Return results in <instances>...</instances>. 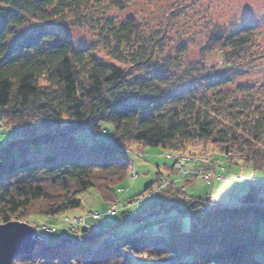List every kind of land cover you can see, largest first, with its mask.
<instances>
[{
  "label": "trees",
  "instance_id": "trees-1",
  "mask_svg": "<svg viewBox=\"0 0 264 264\" xmlns=\"http://www.w3.org/2000/svg\"><path fill=\"white\" fill-rule=\"evenodd\" d=\"M132 2L0 0V114L15 128L0 141L1 222L20 219L41 227L33 215L59 217L79 208V195L91 188L115 204L119 184L131 174L125 157L131 141L222 164L214 156L217 150L229 161L264 172V81L222 87L234 70L264 59L260 32L252 23H211L193 62L196 75H177L181 54L164 53L163 47L182 0L168 5L155 23L135 14H109ZM34 21L35 30L16 43L7 40L14 27ZM51 21L97 32L112 59L89 46L75 47L64 35L44 42L57 35L46 25ZM174 75L179 87L169 82ZM203 80L213 88L197 94L195 85ZM105 122L113 126L112 139L100 137ZM174 163L166 176L170 183L160 187L167 196L153 199L161 202L159 209L179 204L184 192L171 180ZM162 179L158 175L146 188H159ZM186 201L193 216L190 230H183L177 217L156 234L144 227L119 235L113 227L133 218L128 212L107 228L84 225L76 228L77 236L64 235L58 242L45 236L47 241L15 256L13 264H130L132 254L149 264H264L254 255L264 245L258 232L264 219L259 187L252 185L236 204L195 195Z\"/></svg>",
  "mask_w": 264,
  "mask_h": 264
},
{
  "label": "rangeland",
  "instance_id": "rangeland-1",
  "mask_svg": "<svg viewBox=\"0 0 264 264\" xmlns=\"http://www.w3.org/2000/svg\"><path fill=\"white\" fill-rule=\"evenodd\" d=\"M175 0H133L129 7L124 11L111 8L109 14L115 18H123L128 14H135L143 19L155 23L160 20L163 11ZM182 5L174 10L170 17L171 28L167 27L164 39V53L173 55L181 54L182 67L175 68L177 75L188 74L196 75L197 68L193 62L200 57V50L208 30L206 26L213 22L238 24L252 23L260 32V41L264 45V0H197L190 6L185 7L187 0H182ZM184 6V7H182ZM58 21H51L46 25L57 30V35H51L44 38V42L53 43L60 40L61 36L69 37L75 47L89 46L91 50L106 60L112 59L107 50L99 40L98 33L85 27L61 26ZM37 23L30 22L22 26L14 27V32L9 34L7 40L16 43L31 31L35 30ZM184 49L182 53L178 49ZM179 76H172L169 82L174 87H179ZM190 79H184L183 83H189ZM264 81V59L247 67L237 68L225 78L222 83L223 88H232L239 82H249L260 86ZM197 94H206L211 92L213 86H208V81L203 80L201 85H195ZM113 126L104 123V129L100 137L112 139ZM6 134V135H5ZM9 133L3 132L0 135V141ZM169 150L162 145H148L138 141H131L126 147L125 157L130 163L131 174L122 181L117 191V200L115 204L104 199V197L95 189L91 188L79 196L82 198L83 206L62 213L59 217L45 216L41 214L33 215L31 220L41 224L36 227L40 233L52 241L58 242L62 236H77L76 228L82 226H93L107 228L117 222L122 214L128 215L131 212L133 218L126 221H119L113 230L119 235H125L131 232H138L146 227L149 233L156 234L164 225L166 219L179 217L181 228L190 230L193 216L191 210H187V201L192 195L206 197L223 204H236L241 201V195L248 191L252 185L260 188L264 193V172L255 171L252 166H245L243 162H234L227 160L224 153L214 151L223 164L231 165L228 177L213 178L211 182L197 177L192 180H186L180 173H171V180H177L176 186H183L184 192L179 196V204H170L168 208H160L161 202L153 200L157 197L167 196V192L160 188L154 190L146 188L148 182L157 179L158 175L166 178L175 157L168 156ZM244 167H247L244 171ZM233 174L242 175L243 178L232 176ZM136 201L131 204L129 199ZM175 203V202H173ZM97 211L101 215L98 218L92 217V212ZM116 213H115V212ZM125 211V212H124ZM143 217H138L139 214ZM82 222H75V218ZM85 223H84V222ZM55 227V229L53 228ZM259 235L264 238V219L259 222ZM53 236V238H52ZM44 238L43 241H47ZM42 241V242H43ZM255 257L264 263V245L257 248ZM130 264H149L146 258L139 254H132Z\"/></svg>",
  "mask_w": 264,
  "mask_h": 264
},
{
  "label": "built area",
  "instance_id": "built-area-1",
  "mask_svg": "<svg viewBox=\"0 0 264 264\" xmlns=\"http://www.w3.org/2000/svg\"><path fill=\"white\" fill-rule=\"evenodd\" d=\"M3 115L0 114V135L3 132L10 133L14 132L15 128L8 127L5 125ZM168 156L175 157V163L173 166L172 172H179L185 178H197L201 177L205 180H211L213 177L215 178H223L228 177V173L226 172L225 165L220 162H218L216 159H212L210 157H200L197 155L189 154V153H172L169 152ZM216 167H219L220 170L216 171ZM225 170V172H224ZM238 177H241L240 175H237ZM167 183H170V179L165 178V180H161L159 183V188L164 187ZM130 203H133L134 200H129ZM206 208H209V206H205ZM100 216V213L97 211L92 212V217L98 218ZM75 222H82L79 218L74 219ZM84 222V221H83ZM85 223V222H84ZM55 229V227H53Z\"/></svg>",
  "mask_w": 264,
  "mask_h": 264
},
{
  "label": "water",
  "instance_id": "water-1",
  "mask_svg": "<svg viewBox=\"0 0 264 264\" xmlns=\"http://www.w3.org/2000/svg\"><path fill=\"white\" fill-rule=\"evenodd\" d=\"M44 238L37 228L20 219L0 221V264H13L15 256L30 254Z\"/></svg>",
  "mask_w": 264,
  "mask_h": 264
}]
</instances>
